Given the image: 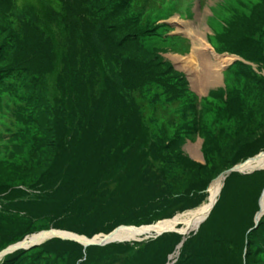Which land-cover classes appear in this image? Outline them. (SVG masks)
Returning a JSON list of instances; mask_svg holds the SVG:
<instances>
[{
    "label": "rangeland",
    "instance_id": "374dc122",
    "mask_svg": "<svg viewBox=\"0 0 264 264\" xmlns=\"http://www.w3.org/2000/svg\"><path fill=\"white\" fill-rule=\"evenodd\" d=\"M70 1L72 9L65 7L62 0H0V70L4 71V77L16 74L20 81L19 86L11 85V93L0 84V100L15 99L13 94H16L22 106L27 107L16 122L18 134L9 135L8 128L4 129L8 134H0L8 139L7 142L11 138L13 141V146H0V182L20 177L14 186L19 184L25 190L20 201L36 202L45 197L52 192V183L54 188L64 192L60 202L70 209L71 222L80 224L81 231L92 227V218L98 211L96 208L93 212L94 206L89 198L99 197L104 187L98 186L96 191L95 185L89 188L87 183L74 180L66 190L59 187L60 182L51 179L49 183V178L35 182L41 174L27 176L47 168L49 171L58 168L59 171L63 165H73L65 147L70 146L68 135L77 134L73 126L78 127L75 129L78 132H86L83 125L87 126L96 118L100 105L108 101L115 108L110 120L115 123L109 125L112 130L126 116L135 118L136 113L141 126L131 130L128 139L136 134L143 137L146 134L149 147L141 151H148V161L153 159L156 163L139 165L141 171L135 173L133 186L135 196L131 203L134 205L122 209L116 217L106 218L105 225L112 221L117 224L151 223L184 210V206L198 208L206 200L212 180L230 167L231 158L234 161L238 156H244L241 160L244 161L255 156L256 153L248 151L241 153L240 147L250 142V147L257 153L264 150V61L252 59L249 45L244 49L246 57L231 51L226 42L246 32L242 19L264 13V0H134L132 5L136 6V13L141 14L142 19L136 23L137 35L129 37L125 36L129 32L124 31L125 27L114 29L111 26L113 17L123 20L119 4L113 0ZM142 2L146 6H142ZM159 2L160 8L157 7ZM181 2L185 8L180 6ZM117 7L120 13H112ZM254 29H260L255 37L264 52L261 19L256 21ZM198 34H201L200 39ZM198 45L204 46L208 53L201 57L194 54ZM206 72L215 74L219 84L201 87L198 77ZM130 85H133L132 89H129ZM226 92L227 96L224 95ZM227 99L242 102L244 112L240 117L227 119L219 116L220 109L229 107L225 102ZM119 101H123L120 106ZM195 115H202V123H205V130L197 134L191 133ZM3 116L4 113H0V126L3 125ZM99 118L100 121H109L105 116ZM42 126L45 131L39 128ZM220 129L227 134L218 137V151L213 149V136L210 135ZM240 133L248 134V138L245 144L236 147ZM181 134L185 135L184 141L182 143L179 139L176 146L174 141ZM169 141L173 145L171 152L164 149ZM203 144L208 145L205 148L209 162L202 152ZM91 155L97 157V152L93 151ZM187 159L194 165L184 164ZM192 160L202 163L199 166L204 170ZM114 167L122 172L128 165L115 163ZM129 170L131 172L130 167ZM249 172H234L236 177L242 178L237 191L235 184L229 183L232 174L226 177L221 194L223 201L213 208L198 237L202 251L213 250L219 241L224 245L231 240L240 244L239 260L242 264L246 262L244 256L247 244L250 247L257 214L264 213L261 201L255 199L254 193L258 181L264 184V168ZM208 175L214 178L208 181ZM107 176L108 173H102L98 179L107 182L115 179ZM249 182L252 186L244 190ZM250 189L253 193L248 200ZM245 191L246 198L243 196ZM259 193L260 190L256 196ZM4 195L0 192V209L3 208ZM126 197L131 198V194ZM224 203L235 210L241 208V211L226 210ZM250 206L252 210H249ZM29 212L23 210V216H30ZM262 217L255 228V233H262L258 239L264 238ZM47 220V217L36 220L30 230L41 229L39 227L48 224ZM195 237L189 238L187 244L194 242ZM148 239L156 240L149 237L140 241H116L95 248H105L110 253L104 264H124ZM163 241L169 246L172 239ZM232 247L226 252L233 254ZM90 249L87 253L83 248L79 252L64 250L68 259L75 257L67 263L78 264L84 254L87 259L83 264L91 263L88 259ZM33 253L36 252H27V260L36 257ZM56 259H61L60 264L64 263L61 255H56L53 261ZM176 261L172 263L176 264Z\"/></svg>",
    "mask_w": 264,
    "mask_h": 264
},
{
    "label": "trees",
    "instance_id": "16d2710c",
    "mask_svg": "<svg viewBox=\"0 0 264 264\" xmlns=\"http://www.w3.org/2000/svg\"><path fill=\"white\" fill-rule=\"evenodd\" d=\"M117 4H119V8H121V14L123 15V20H120V17L118 16L113 17L112 27L114 29H120L122 27H125V30H129L125 34L126 37L129 36H135L137 35V27L136 23L142 19L141 14L136 13V6L132 5V2L134 0H113ZM137 2V1H136ZM62 4L65 5L68 9H72V3L70 0H62ZM143 6V5H142ZM110 12V10H109ZM120 13L118 11V7L115 8L112 13ZM261 19V25L264 24V13L261 14H255L252 15L251 19H242V23H245V29L246 32L237 35L231 40H227L226 42L230 45V50L235 51V53L242 54L246 57L248 55L244 52V49L246 46H250L252 48V59L255 61H264V52L262 49L261 44L259 43V40L256 39L255 34L260 29H254V25L256 24L257 20ZM123 22V25H122ZM141 22V21H140ZM103 23V21L100 22V26ZM242 30V29H241ZM135 32V33H134ZM244 39V40H243ZM123 42V39H121ZM126 41V40H125ZM4 71L0 70V82L5 86L6 92H12L11 85H20L19 78L16 74L10 73L4 77L3 75ZM129 89H132L133 85L128 86ZM138 87V86H135ZM221 96V92L219 93ZM15 100L13 103L17 106V109L19 112H22L23 110L27 109L26 106L21 105V100L16 96V94H13ZM6 96V95H5ZM105 99V97H104ZM123 101H119L120 103ZM226 104L228 102L229 107L220 109L219 116L222 118L227 119H233L235 116H239L244 112H242L243 104L242 102H237L236 100H226ZM17 109L15 108V112L17 113ZM115 112V108L112 105H109V101L105 102L100 105L98 108V114L96 118H93L89 121V124L83 125L82 128L86 129L87 131L82 133L78 132L75 129L78 128L76 126H73L74 131L77 134H69V142L70 146L66 145V152H68V155L70 158L73 159V165H63V168L60 167L59 171L58 168L55 170L49 171V169H45L46 171H41L39 173L32 172L29 174V176H34L36 174H41V176L35 180L38 181L40 178H49V183L52 179L55 183H61L59 185L60 188L69 190V183L78 180L81 183H87V187H91V185H95L97 187V190H99L98 186L104 187L103 194H101L97 198L90 197L89 201L94 206L93 212H96V208L98 213L94 218H92L91 225L92 227L90 229H87L86 231H81L82 226L80 224L71 222L69 219V213L70 209L65 208L64 204L60 202L61 197L64 195L63 191H60L58 188H54L52 183V192L45 197L40 198L36 202H22L19 200V197H17L12 202L9 207L11 210H29L30 215V221H32L35 218L40 217H47L49 220H47L48 224L45 226H49L51 222L54 223V225H57V227H66L71 230L85 233L88 236H92L95 233L98 232H108L111 229H113L116 225L120 223H116V221H112L110 224L105 225L106 218H112L116 217V215L124 208H129L134 201L133 197V186L136 181L135 173L141 171L139 165H152V163H156L153 159L151 161H148V151H144L142 153L141 149L149 147L148 141L149 138L146 134H144V137L137 136V134L128 139V133L131 132V130L139 129L141 126L139 117L134 112L135 118L126 116L125 119L121 122L120 125L114 130L111 129V124H114L115 121L111 120V115H113ZM34 115L35 113L32 112ZM100 116H105L109 118V121H100ZM187 116V115H186ZM79 118V117H78ZM193 126H192V132L196 133L200 130H205V125L202 123L201 117L198 115H195L192 119ZM42 131H45V129L42 127H39ZM47 129V127H46ZM147 132V131H146ZM145 132V133H146ZM206 133L210 134L208 131ZM219 134H211L210 136H213V149H217L219 151V143H218V137L220 135H226V131L224 129L218 130ZM147 134H149L147 132ZM263 135V134H261ZM180 138L175 139L174 144L177 146L179 139L183 143L184 136L181 134L179 135ZM239 139L236 141V147L242 146L245 144V139L248 138V134L246 133H240L238 134ZM208 138V137H207ZM205 138V139H207ZM77 141L75 143L74 141ZM206 141H209L208 139ZM244 142L240 144L241 142ZM247 145H244L240 147V152L245 153L246 151L251 152L253 154L257 153L256 149L251 148V143L246 142ZM208 147V145L203 146V152L205 153V157L207 161L209 162L208 158V150L205 148ZM165 151L171 152L173 151V145L170 144V141L167 145H165ZM177 147H175L174 151H176ZM93 151L97 152V157H93L91 153ZM236 155V154H235ZM81 157V159H80ZM244 158V156H238L234 161L229 162L230 167L234 164L238 163ZM193 161V160H192ZM59 162V159H58ZM195 162V161H193ZM116 164H122V165H128L127 170L118 171L114 167ZM187 163H192L191 160L187 159L184 161V164L187 165ZM195 165L202 166V163L195 162ZM105 164H111V165H105ZM193 164V163H192ZM194 165V164H193ZM220 165H223V167H228V165H224V163H220ZM199 166L200 169H202ZM100 167V168H99ZM129 167L131 169V172L129 170ZM222 167V168H223ZM228 169V168H226ZM225 169V170H226ZM204 170V169H202ZM224 171V170H223ZM102 173H108L107 177H115L114 180L107 182L99 180L98 177ZM232 177H230L229 183L232 185L235 184L236 191L239 184L242 182V178L239 179V175H237L234 172L231 173ZM229 174V175H231ZM236 177V178H235ZM250 177V176H247ZM20 177H14L7 181L0 182V187H7L8 189H13L15 184L17 183L18 179ZM142 179V177H140ZM214 177L207 176L208 181L212 180ZM246 177H243L245 179ZM257 186L254 193H255V199L258 196L256 194L261 191V187L264 185L262 181H258ZM260 186L258 187V185ZM131 187L129 188V186ZM252 186V183L249 182V184L245 185L244 190H247L249 186ZM233 186V187H234ZM241 186V185H240ZM250 186V187H251ZM232 187V188H233ZM249 187V188H250ZM13 191L15 192L14 195H24L25 191L21 188H14ZM234 189L232 190L233 193ZM131 194V198L126 197L127 194ZM253 193V189H250L247 195V199L251 197ZM259 195V194H258ZM243 196L246 198V191L243 193ZM223 197L221 196L218 203L221 202ZM223 201V200H222ZM257 201V200H256ZM246 202V199L244 200V203ZM217 203V204H218ZM224 207L226 210H232L233 213H238L241 211V208L238 210H235L232 206L227 205L224 203ZM243 207V206H242ZM184 209H187L184 206ZM252 210L251 206L250 209ZM50 214H56L50 215ZM173 214L163 216V217H169ZM22 216L19 213L16 214V217ZM151 216V215H150ZM162 218V217H160ZM148 219V218H147ZM15 220V219H14ZM20 223V222H18ZM33 223L28 222L24 225V228L20 233H18V236H24L26 232H28L32 227ZM3 227V226H1ZM204 226H202L200 229H202ZM25 230V231H24ZM255 230H252L251 239L249 240L250 247H248L247 244V250L244 256V259L246 260L245 264H264V243L260 242L257 238L259 232L257 231L255 233ZM200 230L197 234L193 235L196 236L194 239V242L188 244L186 243L184 247L181 250L180 258L178 259V262L176 264H242L240 258V251L239 247L240 244L236 243L235 241L231 240L228 244L224 245V242H217V245L214 247L211 251H202L200 247H202L199 237ZM4 238L8 237L7 234L3 235ZM10 237V235H9ZM172 239L171 244L168 246L166 242H161L163 239L170 238ZM20 239V238H19ZM180 239V236H178L176 233H168L163 237H160L156 240H149L147 241L140 249L135 251V253H132V256L128 258L124 264H165L168 261V255L172 253L175 250L176 244L178 243ZM160 241V242H159ZM259 242V243H257ZM234 245V247H232ZM254 246V247H253ZM97 246L90 247V251L88 253V259H90L92 262L89 264H104V261H107L108 255L110 253L107 252V250L95 248ZM232 247L233 254H229L226 252L227 248ZM82 249V246L78 243L72 242V241H64L61 239H53L49 241L47 244L42 246L41 250L38 252L41 256L47 257L51 256V254L61 255L62 258H65V261L63 264H68L67 262L71 263L73 259H68L64 253V250H72V251H78ZM89 249V248H88ZM204 253L205 257H200V254ZM37 254V253H33ZM132 258V259H131ZM87 259V256H86ZM85 260L80 261L78 264H83ZM131 259V261H129ZM59 260L56 259L55 264H59ZM40 262V261H39ZM38 264H53L50 262H44V263H38Z\"/></svg>",
    "mask_w": 264,
    "mask_h": 264
},
{
    "label": "bare ground",
    "instance_id": "6f19581e",
    "mask_svg": "<svg viewBox=\"0 0 264 264\" xmlns=\"http://www.w3.org/2000/svg\"><path fill=\"white\" fill-rule=\"evenodd\" d=\"M200 36L201 34H198V39H200ZM205 53H208V51L205 50L204 46L198 45V47L195 48L194 54H196L197 56L200 57L204 56ZM226 57H230V56H226ZM208 58L210 59V57ZM209 59H205L204 61H207ZM198 78L201 81V87L208 86L209 84H213L214 86L219 84L216 75L212 74L211 72L202 73ZM242 167L246 170H251L255 168H264V151L260 153L258 156L249 159ZM222 186H223L222 180L221 179L216 180L215 183L211 185L209 199L203 202L198 208L187 209L177 213L171 218L159 219L151 224L143 225L141 227L120 226L116 230L117 232H114L109 235L112 236L110 237V240H117V241L138 240L139 238L145 235L161 232L164 229H172V230L177 229L183 233L186 232L188 234L192 230L196 229L203 220V218L206 216L209 209L211 208V205L215 202L216 198L218 197ZM259 199L261 201L262 210L264 211V189L261 190L259 193L258 202ZM59 233H61L63 236H70V237L75 236V238H77L82 242H86L87 239L86 237L76 236L69 232H59ZM54 234H56L55 231L53 233L44 232L41 234H32L30 235V237H28L27 241L22 243V245L28 246L35 242H43L49 237L53 236ZM101 236L103 235H97L94 237V239L101 238Z\"/></svg>",
    "mask_w": 264,
    "mask_h": 264
},
{
    "label": "water",
    "instance_id": "95a60500",
    "mask_svg": "<svg viewBox=\"0 0 264 264\" xmlns=\"http://www.w3.org/2000/svg\"><path fill=\"white\" fill-rule=\"evenodd\" d=\"M250 159H252V158H250ZM244 165V163H242V164H237V165H235V166H233V167H231V168H229V169H227V170H225V171H223L220 175H219V179H221V180H224L225 178H226V176L227 175H229L231 172H233V171H242V166ZM43 232H49V231H43ZM111 234V233H110ZM107 241L104 239L102 242L100 241V242H96V241H88V242H85L84 244L85 245H91V244H104V243H106Z\"/></svg>",
    "mask_w": 264,
    "mask_h": 264
}]
</instances>
